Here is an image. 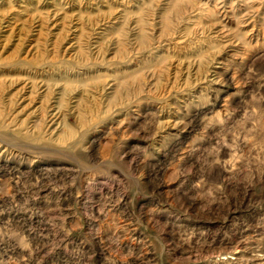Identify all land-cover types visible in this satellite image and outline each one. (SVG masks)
<instances>
[{"label":"rangeland","instance_id":"obj_1","mask_svg":"<svg viewBox=\"0 0 264 264\" xmlns=\"http://www.w3.org/2000/svg\"><path fill=\"white\" fill-rule=\"evenodd\" d=\"M0 264H264V0H0Z\"/></svg>","mask_w":264,"mask_h":264}]
</instances>
